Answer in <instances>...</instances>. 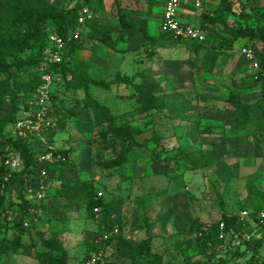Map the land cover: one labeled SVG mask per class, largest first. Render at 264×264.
<instances>
[{"label":"rangeland","instance_id":"obj_1","mask_svg":"<svg viewBox=\"0 0 264 264\" xmlns=\"http://www.w3.org/2000/svg\"><path fill=\"white\" fill-rule=\"evenodd\" d=\"M61 1L71 7L78 0ZM118 1L121 13L132 27L122 30L113 1L103 0V9L95 15L101 25L110 29L114 48L79 41L81 49L76 57L92 66L89 76L101 85L88 87L90 95L114 116L128 114L127 121L139 131L137 141L145 142V146L130 151L124 166L110 172L94 167L98 146L92 136L78 133L74 126L75 119H87V112L80 105L83 91L66 87L60 76L49 72L50 83L42 84L43 65L12 69L26 91L19 98L18 120L34 111L40 91L47 95L43 125L37 133L27 136L28 145L40 151L66 152L67 167L71 170L49 172L45 179L32 174L26 186L27 199L37 203L36 193L42 191L46 205L52 207L56 202L52 190L60 184H90L106 204L114 226L101 231V213L97 220H90L82 208L47 210L33 228L20 235L21 241L32 247L17 254L0 253V264H38L34 257L42 248L36 232L48 236L51 230L59 232L69 264H80L97 237L114 228L118 230L116 235L120 234L132 246L146 241L149 235L152 251L161 255L164 263L223 264L219 262L221 259L225 264H247L252 246L247 247L244 258L229 260L227 247H222L219 255L210 260L200 253L188 228L194 218L208 225L216 223L222 215H249L264 210V106L249 109L261 100L264 88L255 66L261 40H237L236 53L228 55L222 51L213 72L207 73L201 61L203 52L190 51L187 41L159 42L161 45L150 54L139 24L142 20L147 22L150 36L161 33L163 9L158 0L149 4ZM231 1V12L224 15L228 27L247 25L254 30L264 27L260 0ZM217 2L182 0L178 17L183 23L202 29L207 24L203 15L212 16ZM214 32L217 35L210 34L205 41L217 47L227 36L218 25L214 26ZM261 39L264 40V33ZM241 49H251L254 57L247 58ZM117 73L129 77L138 73L136 82L162 97L165 106L160 112L138 114L132 89L113 83ZM105 85L109 88H103ZM230 96L233 98L229 99ZM72 108L76 109L75 118H66L64 110ZM10 111L6 100L0 107V115L7 116ZM58 119L64 121L63 126ZM182 154L197 162V167L183 160ZM1 160L0 153V165ZM3 193L0 238L3 231L7 236L16 235L13 224L19 219L16 189L7 187ZM259 236L258 230L243 234L250 243ZM103 248L109 264H141L134 257L135 249L118 251L115 245ZM259 256L264 258V244Z\"/></svg>","mask_w":264,"mask_h":264},{"label":"trees","instance_id":"obj_2","mask_svg":"<svg viewBox=\"0 0 264 264\" xmlns=\"http://www.w3.org/2000/svg\"><path fill=\"white\" fill-rule=\"evenodd\" d=\"M112 1L117 12L116 17L119 26L124 31L129 30L132 25L127 22L125 15L121 13L119 1ZM129 1L149 4L152 0ZM158 1L163 2V0ZM260 1L264 7V0ZM61 3V0L56 3L51 2V0H0V107L6 100L11 107L9 115H0V153L2 155L0 165V212L5 203L3 192L7 187L16 189V207L19 212V219L13 224L17 234L7 236L6 231H3V236L0 238L1 254L8 252L17 254L26 247H32V245L27 246L23 243L20 235L33 228L34 222L47 210L57 212L59 209L72 211L82 208L90 220H97L98 215L101 213L99 218V229L101 231L110 230L114 226L110 220L106 204L98 197L94 187L90 184H60L59 187L52 190V197L56 199L52 207L47 206L44 199L38 200L37 203L27 199L28 190L26 186L32 174L42 179V169L46 170V174L63 170L71 172V170L67 167L66 152L36 150L28 145L27 139L29 137L20 138L11 135L9 129L18 120L16 112L19 107V98L26 94L23 85L15 79L12 69L43 65L45 66L44 72L60 76L66 87L84 92L80 105L87 112V119H75L74 126L78 133L92 136L93 141L98 146V151L93 159L95 168L107 172L116 170L127 163L130 151L145 146V142L140 143L137 141L136 136L139 131L127 121L128 114H121L116 117L107 106L99 104L90 95L87 90L88 87H101V85L89 76L90 71H93L92 66L76 57V53L81 49L79 41L86 45L96 44L99 48H114L115 43L110 29L101 25L95 15V12L103 9V0H78L71 7ZM232 5L231 0H218L213 15H203V18L207 20V24L201 27V30L208 31H205L207 36L210 34L217 35L214 32V26L218 25L221 32L227 36V39L223 40L217 47L211 46L206 41L203 43L189 42L190 51L196 54L203 52L201 57L203 68L207 73H211L215 69L217 59L222 51L228 55L236 53L234 43L237 40H261V48L255 57V63L256 76L261 83H264V40L261 39L264 27L256 30L247 25L242 28L228 27L224 15L231 12ZM83 8L88 9L91 17L80 26L77 19ZM46 28H49V32L46 31ZM139 29L144 40L150 46L151 55L161 43L173 42L171 40L173 38L167 33H159L157 37L150 36L147 32V22L145 20L140 21ZM76 30H79L80 33L79 38L74 40L71 35ZM50 33L57 34L65 43V51L59 64H52L49 60L50 44L48 35ZM139 77L138 73L130 77L117 73L114 76L113 83L116 86L132 89V99L135 102V111L138 114L146 115L152 112H160L165 106L162 97L153 94L137 83L136 80ZM103 88L108 89L109 86L105 85ZM232 98L230 96L229 99ZM262 106H264V88L261 100L251 105L249 109L259 110ZM64 113L66 118L73 119L75 118L76 109H66ZM58 123L63 126L64 121L58 119ZM6 147H11L18 153L22 164L19 170L13 171L5 166ZM47 152H52L53 155L60 156L64 160L46 166H39L37 164L38 157ZM156 155L160 156L161 153L157 151ZM182 159L194 168L198 165L197 162L185 154H182ZM46 187L47 185H45ZM60 201H62V204L59 203ZM94 210L97 212L95 213ZM221 222L224 224L225 240L218 238V225ZM247 226V223L239 221L238 215H222L216 223L208 225H203L197 218H194L189 225L188 232L193 237L200 253L207 259H215L219 255V249L227 247V255H231L229 260L235 261L238 257L244 258L247 254V247L252 246L251 255L246 260L247 264H264V258L259 256V250L264 244V236L250 243L249 240H245L243 237ZM5 228H8V226ZM36 233L42 248V251L36 253L34 257L38 264H69L67 252L63 247L58 231L51 230L48 232V236L39 232ZM147 236L146 241L132 246L131 243L124 241L119 234L110 237L106 245H115L118 251L126 249L133 251L135 249L134 257L141 264H169L164 263L161 255L152 251L151 239L149 235ZM235 240L239 241L238 246L233 244ZM97 249L98 246L94 241L80 264H84ZM219 262L225 264L221 259H219Z\"/></svg>","mask_w":264,"mask_h":264},{"label":"built area","instance_id":"obj_3","mask_svg":"<svg viewBox=\"0 0 264 264\" xmlns=\"http://www.w3.org/2000/svg\"><path fill=\"white\" fill-rule=\"evenodd\" d=\"M182 0H163L162 2V17L160 23V32L170 34L175 40L203 43L207 38V33L201 29L185 25L180 23L178 17V8ZM91 14L88 9L83 8L78 16L77 23L81 26L87 19H90ZM79 30L72 33L71 37L74 40L79 38ZM48 42L50 49L48 52L49 60L52 64H59L62 60V54L65 51V43L63 39L55 33L48 35ZM240 52L249 59L254 57L251 49H241ZM256 66V64H255ZM40 81L44 85H48L51 81L50 76L42 71ZM44 89V88H43ZM47 101V95L45 92L40 91L38 101L35 103L33 112H30L24 118L17 120L9 129L10 133L14 137L26 138L29 135L37 133L43 125V121L47 112L45 102ZM5 160L4 164L9 169L15 171L22 167L18 153L11 147L5 148ZM64 159L60 156L53 155L52 152L42 154L37 159L39 166L50 165ZM42 179L46 178V170H41ZM98 196H100L98 194ZM44 198L42 191L36 193V199L40 200ZM96 213L97 211L94 210ZM238 219L242 223H247V229L245 231L258 230L260 233L259 238L264 236V210L256 211L251 214L240 213ZM220 240H225L224 224L221 222L218 225ZM244 231V232H245ZM118 234L116 228L112 229L108 233H101L95 240V244L98 246L96 252L92 253L90 258L84 264H109L106 254L104 253V246L109 241L111 236ZM235 246L239 245V241L233 242Z\"/></svg>","mask_w":264,"mask_h":264},{"label":"crops","instance_id":"obj_4","mask_svg":"<svg viewBox=\"0 0 264 264\" xmlns=\"http://www.w3.org/2000/svg\"><path fill=\"white\" fill-rule=\"evenodd\" d=\"M161 7H162V3H161ZM179 21H180V23H182V24L188 25V24H186V23H183L180 19H179Z\"/></svg>","mask_w":264,"mask_h":264}]
</instances>
